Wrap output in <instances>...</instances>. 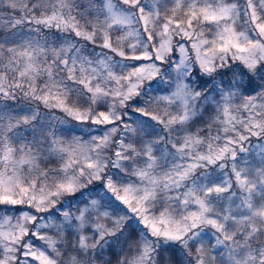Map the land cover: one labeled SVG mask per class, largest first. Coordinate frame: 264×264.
<instances>
[{
	"label": "rangeland",
	"instance_id": "obj_1",
	"mask_svg": "<svg viewBox=\"0 0 264 264\" xmlns=\"http://www.w3.org/2000/svg\"><path fill=\"white\" fill-rule=\"evenodd\" d=\"M55 1L64 12L54 9L37 23L47 37L20 30L25 18H16L18 4H0V95L21 89L23 98L38 76L62 66L81 80L78 95L89 102L90 118L65 109L70 131L49 145V153L55 145V156L63 154L61 168L37 187L28 180L32 167L25 170L20 162L48 154L45 140L36 145L27 127L17 137L22 152L13 155L0 136V264H56L37 241L49 239L38 229L42 224L68 227L91 245L104 231L108 235L119 215L101 208L94 196L77 204L76 225L75 218L64 221L63 209L38 219L28 209L10 208L14 201L26 205L20 200L45 206L55 193L79 190L99 176L149 230L174 239L190 234L203 264H255L249 239L258 224L264 243V101L236 98L229 88L216 97L215 121L222 124L216 133L203 137L188 123L195 87L210 86L215 59L230 57L249 70L264 63V0ZM95 15L99 23L89 27L84 17L92 22ZM6 25L17 33H2ZM36 52L45 58L42 73ZM49 92L41 100L48 101ZM24 102L9 114L0 101V134H8L18 113L35 114L25 111ZM70 158L74 169H66Z\"/></svg>",
	"mask_w": 264,
	"mask_h": 264
},
{
	"label": "trees",
	"instance_id": "obj_2",
	"mask_svg": "<svg viewBox=\"0 0 264 264\" xmlns=\"http://www.w3.org/2000/svg\"><path fill=\"white\" fill-rule=\"evenodd\" d=\"M2 2H6V8L15 7L17 4L19 5L18 10L14 12L15 16L18 19L21 18V15L25 18L21 22L20 30L27 31L30 34L39 30L40 35H44V29H42L41 23L39 25L37 24L41 21L40 19L46 18L47 14L54 9L62 10V13L64 12V7L56 5L55 0H21V2L20 0H0V4ZM71 9L74 15L77 16L76 9L74 7H71ZM38 14L39 16H37ZM84 18L88 21L89 27L97 26L93 23L97 21L99 23L100 20L99 18L98 20L96 19V15L92 22L87 17ZM6 28L1 32L10 34L11 36L18 31L7 25ZM44 28L46 31V27ZM44 36L47 37V35ZM97 36L99 39H102L101 33ZM32 41L38 43L43 40H35L32 36ZM30 49H33L32 45ZM62 50L61 48L58 52ZM49 51L51 53H57L50 48ZM33 52H35L34 49ZM36 54L39 59L41 57V61L38 63V73H42V66L46 63L45 58L39 52H36ZM16 55L14 51L10 54V57H16ZM226 58L227 61L223 57L215 59L216 69L212 70V82H210V86L200 85V87H195L197 103L192 108L188 126L198 135L203 136L205 134L204 136H207L214 134L217 132L218 126L222 127L221 123L215 121V112L219 110L218 104H216V97H219V94L225 93L229 88L231 90L233 89L236 98L240 97L255 101H264V63L261 62L254 69L249 70L244 64H239L234 59H230V57ZM3 61L4 59L0 60V62ZM35 86V89L29 93L25 90L23 98L21 89H11L10 95L6 94L5 97L0 95V101L5 103V112L9 114H13V112L17 113L22 109L21 104L19 105L18 103L22 100L25 101V106L28 108L25 110L26 112L28 110L35 111V114L29 117L21 112L18 113L20 118L10 126L9 135L0 134V136L5 138L2 145H8L6 150H13V152L11 151L13 155L14 153L20 155L22 152V149H16L19 146L17 144V137L22 132H25V128L27 127H31V130L34 132L37 141L36 145H38L40 138L45 140V148L48 154H38L35 157V161L24 160L20 162V167H24L25 170L27 166L32 167L30 169L31 175L29 178L27 176V178L37 187L38 180H43L45 177H53L55 168L58 165V168H61L59 157L63 156V154H60L58 158L55 156L58 153L55 145V149L49 153V145L51 146L52 142L57 141L60 133L65 136L70 131L68 128L69 124L63 122V120L67 122L66 119H70L71 116L70 111H66L65 109L79 112L80 114L78 116L83 114L86 120L90 118V114L87 118L85 108L89 102H86V100L78 95V93H82L81 80L69 77L62 66L53 67L49 75L47 72L42 73V75L37 77ZM47 89L51 92L48 93V101L44 102L41 100V96H46L44 93ZM90 103L92 105V102ZM234 105L236 106L235 102ZM15 106L16 108L14 109ZM44 113H50L51 117L47 122L42 119V116L45 115ZM59 115H62L64 118L58 119ZM14 117L15 115L12 116V118ZM78 121H81V119ZM25 150L33 152L31 146H26ZM72 161V158H70V164L66 169H74L77 167V163L73 162L72 164ZM104 177L99 176L93 180H88L81 185L79 190L63 191L59 196H55L58 195V193H55L52 196V202L42 207H37L35 203H30L29 201L25 202L20 200L19 202L26 205H18L14 201V205L10 208L16 210L19 208L28 209L32 214H36L34 216L38 219L53 214L54 212L52 210L54 208L63 209V214L67 217L64 221L67 222L69 217L76 219V206L78 203L94 196L92 201L95 200L98 202L101 208L119 215L116 224L108 231V235L107 231L103 232L101 230L103 236L99 237L94 245H91L88 240L80 241L77 238L78 234L69 232L68 227L62 229V226L56 224H42L41 227L38 226L39 231L43 234L47 233L49 239L40 238L37 241L41 246L50 251L56 264H203L200 260L197 246H195L193 240L189 237L190 234L176 239L168 238L161 233L149 230L147 223L143 220L144 223H141L140 219L135 221L134 217L130 214L131 209L115 195L114 191H110V188L105 183ZM35 209L38 210L35 211ZM105 215L107 216L103 218H108L109 215ZM77 223L78 221L76 219L74 225ZM99 224L101 227H104L106 219L101 220ZM260 229V224H258L256 232L249 239V241L254 240L251 247L256 254L255 264H264L263 238H260L257 234L261 231ZM50 241L53 243L52 247L49 246ZM143 245L145 252L142 249ZM260 249L262 251L257 254V250Z\"/></svg>",
	"mask_w": 264,
	"mask_h": 264
}]
</instances>
